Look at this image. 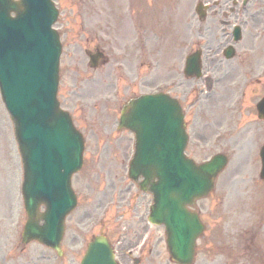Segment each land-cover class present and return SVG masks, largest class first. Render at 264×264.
I'll return each mask as SVG.
<instances>
[{
	"label": "rangeland",
	"instance_id": "374dc122",
	"mask_svg": "<svg viewBox=\"0 0 264 264\" xmlns=\"http://www.w3.org/2000/svg\"><path fill=\"white\" fill-rule=\"evenodd\" d=\"M104 1L111 11L101 16L103 19L95 28L103 29L107 22L112 24V36L108 37L110 45L122 43L125 38L134 40L135 33L124 37L131 26L130 21L122 23L123 15L126 14L129 18L131 13L126 10V0ZM149 1L144 0V4H150ZM161 1L164 7L160 14L163 21L155 16V11L153 13L145 11V7L143 9L144 22L150 27L146 35L148 45L145 46V54L152 60L160 56L170 59L172 63L175 57L182 56L187 45V34L183 30L184 5L187 0ZM56 4L63 18L60 26L64 24L68 31V35L63 38V80L60 97L63 100L65 98L66 107L75 110L76 118H82L77 125L86 138L84 165L73 178L79 204L67 221L63 257L36 242L28 245L22 243L21 234L26 222L21 194L23 164L14 134V124L0 95V264H80L88 243L101 233L108 235L116 247L118 260L125 264H135L133 258L140 257V254L133 250L131 255L128 248L133 243L140 245L141 240L137 236L143 231V223L147 222L152 196L141 192L128 176L129 160L134 150L130 145L132 135L122 132L105 133L103 126L97 125L95 116H102V111L107 112L110 109L112 116L109 119V129L114 131L119 100L113 88L119 87L121 94L127 88L123 81L109 80L108 83L112 86L107 84V95L111 101L99 100L98 108H94L95 101L105 96L106 83L103 80H88L87 76L99 73L101 77L104 75L103 70H93L89 66L88 57L84 53H72L70 44L71 40L79 39L80 48L84 50L91 47L93 36L89 30L95 25L90 24L89 20L84 21L86 24L83 36L75 37L83 29L82 19L77 15L83 10L88 14L90 6L87 0H56ZM68 19H74L73 22L77 24L66 26ZM108 39L101 37L102 44L107 45ZM80 48L73 50L78 51ZM255 56L260 74L264 70L263 53L258 51ZM147 70L145 66L142 74ZM75 75L85 78L80 80L81 89L79 80H67ZM169 77L166 72H162L153 86L166 83ZM70 86L75 89L66 94V88ZM150 89L149 86H144L133 88L130 92ZM106 117L105 114V120ZM256 139L260 144L264 141V136ZM250 148L253 164L242 165L241 168L231 162L221 175L214 193L197 202L207 230L198 241L196 264H264V182L258 177V149L255 146ZM246 173L255 175L247 188L242 182L243 176L248 175ZM150 230L157 240L152 245L145 246L141 264H175L170 260L164 228L149 224L145 231Z\"/></svg>",
	"mask_w": 264,
	"mask_h": 264
},
{
	"label": "water",
	"instance_id": "95a60500",
	"mask_svg": "<svg viewBox=\"0 0 264 264\" xmlns=\"http://www.w3.org/2000/svg\"><path fill=\"white\" fill-rule=\"evenodd\" d=\"M57 15L53 0H0V89L25 165L29 221L24 236L59 250L65 217L77 203L71 177L82 166L84 140L57 100L62 50L59 34L52 29ZM193 69H198L196 61ZM260 110L264 113V100ZM120 126L136 134L129 175L136 181L143 176L140 187L154 194L149 220L165 224L172 257L191 264L204 225L187 205L212 189L226 157L217 155L197 165L185 155L181 106L163 93L129 101ZM261 156L264 177V146ZM41 203L46 205L44 224L39 223ZM82 264H117L105 236L91 242Z\"/></svg>",
	"mask_w": 264,
	"mask_h": 264
},
{
	"label": "flooded vegetation",
	"instance_id": "af4514ba",
	"mask_svg": "<svg viewBox=\"0 0 264 264\" xmlns=\"http://www.w3.org/2000/svg\"><path fill=\"white\" fill-rule=\"evenodd\" d=\"M90 1L91 5H96V0ZM192 1L187 0L186 3L187 36L191 35L193 15L197 16L195 9L200 2L204 15L203 18H198L195 31L201 38L204 48L203 66L216 76H211V80L207 76L202 78L185 74L179 76L173 70L174 73L168 78L170 81L168 87L166 86L167 91L179 98L185 112L189 133L187 154L195 159L206 160L218 152H226L230 159L242 168V165L253 164L250 147L255 146L256 149L260 145L256 138L264 136V120L255 118L258 112L257 101L264 95V70L256 77L260 69L259 64L250 61L253 54L258 51L263 53L264 58V42L261 40L264 39V0H196L194 7ZM93 8L94 12L89 16L91 19L100 15L96 12L97 8ZM80 15L84 19L85 14ZM68 25L69 23H66V26ZM236 26L239 29V39L234 35ZM91 32L99 37V30L92 29ZM92 42L91 54L93 59L97 58L96 70L101 68L104 75L99 77V73H92L88 80H103L108 83L109 80H113L112 72L117 80L126 82L133 80L128 77L129 58L126 49L114 48L109 56L105 57L102 54V44L94 40ZM140 43L141 45L144 43L143 34L140 35ZM230 45L234 46L232 59L226 55V49ZM72 53L75 54L74 51ZM173 68L175 69V64ZM67 80L80 81L85 78L82 75H75ZM134 80L137 85L131 84L132 88L147 85L144 81H139L143 80L141 76ZM66 89V94H69V91L75 88L70 86ZM125 90L121 94L119 88L115 86L113 88L116 98L124 95L127 100L135 96L134 92H129L131 89ZM67 99L70 100V97ZM95 108H98V105H95ZM108 115V118L112 116L110 109ZM95 116L97 125L103 126L105 133L117 130V127L114 131L110 130L109 120H105L100 114ZM81 120L82 118H76L77 122ZM254 179V175L248 174L243 176L242 182H246L247 187L248 182ZM147 237L148 235L144 237L143 247ZM149 241L152 242L153 239ZM150 249L152 254V246Z\"/></svg>",
	"mask_w": 264,
	"mask_h": 264
},
{
	"label": "bare ground",
	"instance_id": "6f19581e",
	"mask_svg": "<svg viewBox=\"0 0 264 264\" xmlns=\"http://www.w3.org/2000/svg\"><path fill=\"white\" fill-rule=\"evenodd\" d=\"M2 156H1V154H0V158H1Z\"/></svg>",
	"mask_w": 264,
	"mask_h": 264
}]
</instances>
